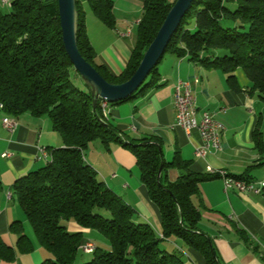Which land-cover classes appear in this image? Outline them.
<instances>
[{
    "label": "trees",
    "instance_id": "16d2710c",
    "mask_svg": "<svg viewBox=\"0 0 264 264\" xmlns=\"http://www.w3.org/2000/svg\"><path fill=\"white\" fill-rule=\"evenodd\" d=\"M86 1L104 25L114 27L111 1ZM7 2L0 0L1 111L14 117L25 112L47 116L62 141L61 146L48 149L49 158L41 167L17 178L12 186L37 244L49 255L41 264H181L176 254L161 245L171 236L199 251L206 264H222L211 239L198 230L201 212L193 201L199 196L198 184L213 175L192 171L191 162L182 159L176 149L171 160L165 161L158 137L130 140L102 116L100 99L95 111L91 110L89 89L86 85V90L80 89L70 77L74 68L62 43L56 0ZM173 2L143 1L129 59L122 72L113 75L105 65L95 63L85 13L75 0L76 45L81 57L107 82L127 80ZM1 6L9 10L3 12ZM164 54L219 69L235 90H239L235 70L241 69L249 90L264 98V0H192ZM161 59L135 92L110 105L158 87ZM253 139L264 162V143L258 131ZM96 140L106 151L117 144L133 154L139 179L159 211L160 236L147 223L137 221L135 210L85 161V149ZM168 168L178 170L173 181L167 178ZM232 177L247 180L244 174ZM261 193L264 195V187ZM68 221L96 231L107 240L108 249L94 242L90 259L78 262L79 247L85 240L82 231L67 229ZM10 230L17 235L20 251L32 249L21 222L14 221ZM13 256V250L0 240V258L11 260Z\"/></svg>",
    "mask_w": 264,
    "mask_h": 264
},
{
    "label": "crops",
    "instance_id": "0c3cea01",
    "mask_svg": "<svg viewBox=\"0 0 264 264\" xmlns=\"http://www.w3.org/2000/svg\"><path fill=\"white\" fill-rule=\"evenodd\" d=\"M78 1L85 13V29L95 52V63L103 64L113 75H119L135 43L144 0H109L115 18L112 28L94 15L86 0ZM157 70L158 87L123 103L109 104V123L130 140L158 137L165 161L171 160L176 149L182 159L191 162L190 169L194 172L208 174L207 167H211L230 176L244 174L247 180L264 179L263 158L254 148L253 139V133L258 131L264 143V98L249 90L245 75L239 69L235 70L239 86V90H235L219 69L207 68L170 54H164ZM194 78L198 81L194 82ZM177 80L191 84L197 117L202 110L216 112L224 108V112L217 113L225 126L219 151L197 157L195 148L201 144L198 133L186 134L175 126L173 93ZM4 116L7 114L0 110V240L13 250L14 256L11 260L0 258V264H41L49 255L37 244L12 186L17 178L44 164L45 160L39 158L40 147L49 154L48 149L61 146L62 141L47 116L35 117L27 112L13 116L17 123L11 131L1 123ZM3 153L9 156L3 157ZM84 159L108 187L131 205L136 220L147 223L160 236L159 211L139 179L133 154L117 144L106 151L96 140L85 149ZM166 174L171 181L179 175L175 168H168ZM198 190L199 196L193 198L201 212L198 230L211 239L221 263L264 264V195L239 192L234 188L224 190L223 180L218 175L201 181ZM14 221L23 225V232L33 244L31 250H19L17 235L10 230ZM66 226L71 232L82 231L83 240L108 249L107 240L96 231L83 229L74 221H68ZM161 245L176 254L181 264H206L201 253L180 237L171 236Z\"/></svg>",
    "mask_w": 264,
    "mask_h": 264
},
{
    "label": "water",
    "instance_id": "95a60500",
    "mask_svg": "<svg viewBox=\"0 0 264 264\" xmlns=\"http://www.w3.org/2000/svg\"><path fill=\"white\" fill-rule=\"evenodd\" d=\"M61 39L65 52L83 83L90 91L91 110L95 111L97 99L107 102L122 100L135 92L143 83L150 70L164 55V50L174 33L181 17L189 8L192 0H174L161 22L155 36L144 50L132 75L121 83L107 82L93 66L80 55L76 45L77 12L75 0H56ZM161 167L158 170L159 176Z\"/></svg>",
    "mask_w": 264,
    "mask_h": 264
},
{
    "label": "built area",
    "instance_id": "2783aa9c",
    "mask_svg": "<svg viewBox=\"0 0 264 264\" xmlns=\"http://www.w3.org/2000/svg\"><path fill=\"white\" fill-rule=\"evenodd\" d=\"M8 0H6V4ZM194 82L198 79L194 78ZM101 100L102 116L107 118V109L109 102ZM173 104L175 107V126L181 128L186 134L196 131L201 139V144L195 148L197 157H204L208 152H217L221 149V134L225 129L224 124L218 119L217 113L224 112V108H220L216 112L202 110L200 116L197 117L196 100L189 81L177 80L174 84ZM1 123L7 130H13L16 126V119L13 116H5L1 119ZM40 159L49 158L42 147L39 148ZM3 157L9 156L3 153ZM207 172L212 175H218L223 180L224 190L234 188L239 192L261 193L262 182L264 179L257 180L256 184L244 183V180H230V176L222 170H215L207 167ZM95 245L92 241L85 242L81 251L85 254Z\"/></svg>",
    "mask_w": 264,
    "mask_h": 264
},
{
    "label": "rangeland",
    "instance_id": "374dc122",
    "mask_svg": "<svg viewBox=\"0 0 264 264\" xmlns=\"http://www.w3.org/2000/svg\"><path fill=\"white\" fill-rule=\"evenodd\" d=\"M9 9L8 8H6V7H2L1 6V11H3V12H6V11H8ZM240 70V72L241 73H243V71L241 70V69H239ZM75 71H74V69H73V71L72 70H70V77H71V80L73 81V83L76 85V86H78L80 89H83V88H86V87H84L83 85H81L80 84V80H81V78H80V76L78 75V73H74ZM244 74V73H243ZM84 90H86V89H84ZM110 104V103H109ZM8 116V115H7ZM5 117V116H4ZM10 117V116H9ZM84 153H85V151H84ZM131 206V205H130ZM84 235H86V234H84ZM87 236V235H86ZM84 242H87V241H84ZM83 242V243H84ZM92 255L91 254H84V253H82V252H78V254H77V261L78 262H84V261H87V260H89L90 259V257H91Z\"/></svg>",
    "mask_w": 264,
    "mask_h": 264
},
{
    "label": "bare ground",
    "instance_id": "6f19581e",
    "mask_svg": "<svg viewBox=\"0 0 264 264\" xmlns=\"http://www.w3.org/2000/svg\"><path fill=\"white\" fill-rule=\"evenodd\" d=\"M1 2L2 3H4V4H6V0H1ZM1 107H2V105L0 104V110H1ZM13 119H15L14 117H13ZM48 158H43V160H47ZM230 180H241V179H239V178H233L232 176H230ZM244 180V179H243ZM244 183H249V184H256V181H253V180H244ZM264 187V182H262V188ZM84 246H85V242L84 243H82L81 245H80V250L82 249V248H84ZM94 250V248H91V250H89L88 252H87V254H89V253H92V251Z\"/></svg>",
    "mask_w": 264,
    "mask_h": 264
}]
</instances>
